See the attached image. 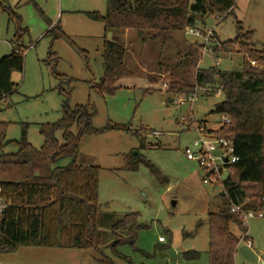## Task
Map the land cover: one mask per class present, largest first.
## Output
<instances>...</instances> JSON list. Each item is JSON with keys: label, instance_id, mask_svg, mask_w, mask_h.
<instances>
[{"label": "rangeland", "instance_id": "374dc122", "mask_svg": "<svg viewBox=\"0 0 264 264\" xmlns=\"http://www.w3.org/2000/svg\"><path fill=\"white\" fill-rule=\"evenodd\" d=\"M105 8L106 0H0V58L18 45L25 55L23 71L12 74L15 91L0 100V121L7 125V139L19 140L25 133L29 142L40 148L44 141L41 124L62 117L65 91L70 93L71 106L88 103L95 106L97 128L109 123L128 125L129 131L85 135L77 163L102 168L99 201L105 210L136 213L135 222L147 227L139 231L135 246L127 243L118 246L128 260L118 257L110 246H102V252L22 246L13 252L0 253V264H208V216L219 209L224 191L218 184L204 183L205 170L188 160L184 150L198 137L195 124H204L208 129L221 126L225 114L218 112L215 105L223 101V95L200 90L194 101L180 102L183 95L172 100L165 92L168 70L160 69L157 61L160 54L163 61L177 60V52L184 51L185 38L192 42L197 37L185 31L176 32L175 41L162 48L160 42L140 41L135 30L110 32L106 38L118 36L125 42V62L136 76L123 79L115 94L99 95L94 86L104 75V24L91 20L84 12L104 14ZM11 12L21 16V28L14 17L10 18ZM225 16H207L203 28H213L220 40H233L239 20L246 31L254 32L255 47L261 49L264 0H237L234 12ZM47 19L59 23L77 47L65 39L46 35L50 29ZM200 25L203 26L201 22ZM51 53L57 55L58 61ZM246 57L242 47L234 43L224 47L222 53L207 51L199 66L216 65L222 71H241ZM250 66L264 68L262 63ZM148 74L156 82H150ZM67 77L74 81L70 83ZM153 131L159 135H153ZM57 137L62 141L61 131ZM6 149L17 150L15 145ZM142 157L160 168L161 179L144 163H140L138 170L126 168L128 159L136 161ZM69 162L66 159L61 164ZM227 175L224 170L222 177ZM232 231L240 237L243 234L236 227ZM248 231L241 247H248L247 240L251 239L253 245L248 248L255 260L243 256L241 248L236 263L264 264V217L250 219ZM160 237L165 241L161 242ZM116 239L109 229L104 245ZM190 251L201 255L185 257Z\"/></svg>", "mask_w": 264, "mask_h": 264}, {"label": "trees", "instance_id": "16d2710c", "mask_svg": "<svg viewBox=\"0 0 264 264\" xmlns=\"http://www.w3.org/2000/svg\"><path fill=\"white\" fill-rule=\"evenodd\" d=\"M236 1L107 0L104 14L84 12L91 20L102 22L105 31L104 75L94 88L99 95H113L121 87L118 86L120 80L136 76L125 62V42L118 36L107 39L108 33L135 30L140 41L160 42L165 48L175 41L176 32H183L187 27L204 30L207 16L232 14ZM13 17L21 28V16L11 12L10 18ZM47 23L50 29L46 35L56 40L65 39L77 47L59 23L53 24L50 19ZM216 39L220 44L215 48L217 53L234 43L242 47L247 56L243 70L222 71L216 65L201 68L204 43L200 38L192 42L185 38L184 51L177 52V60L170 62L169 58H164L163 61L160 54L157 64L160 69L168 70L165 92L172 100L178 95L190 96L196 87L222 86L224 104L217 111L228 115L230 123L215 131V136L233 141L239 161L232 165V174L224 180L226 193H221L219 209L208 216V264H236V255L242 247L240 236L232 228H238L241 233L248 229L232 212L231 205L264 212V68L250 66L252 62L264 64V40L261 49H257L253 42L254 32L246 31L239 20L235 39L223 41L217 35ZM51 57L58 61L55 53H51ZM24 63V49L20 45L0 58V100L15 91L12 74L22 72ZM146 77L156 82L151 74ZM66 79L70 83L74 81ZM63 94L62 117L56 122L41 124L44 141L40 148L34 147L25 133L19 140L7 139V125L0 121V253L13 252L22 246L96 249L99 252L102 246H110L118 257L128 260L118 251V246L125 243L135 246L139 231L147 225L135 222L136 213L105 210L99 201L102 168L78 164L77 158L85 135L129 131L130 128L118 123L97 128L94 125L95 106L91 103L71 106L70 93L63 91ZM59 131L62 141L57 137ZM8 145H15L17 150L7 151ZM66 159L70 162L62 165ZM140 163L149 167L158 179L163 177L160 168L144 157L136 161L128 159L126 168L138 170ZM109 229L117 239L104 245ZM200 255L198 251L184 254L187 258Z\"/></svg>", "mask_w": 264, "mask_h": 264}, {"label": "built area", "instance_id": "2783aa9c", "mask_svg": "<svg viewBox=\"0 0 264 264\" xmlns=\"http://www.w3.org/2000/svg\"><path fill=\"white\" fill-rule=\"evenodd\" d=\"M187 35H192L194 37L200 38L204 43L203 55L207 51L216 53L215 48L220 46L217 42L215 31L213 28H204L200 29L197 27H187L185 30ZM201 54V58L203 57ZM215 63H218V60H215ZM254 63V62H252ZM165 87L167 84L165 83ZM200 90H203L205 93H218L223 95L222 86L216 88L214 85L207 84L205 87L199 88L196 87L195 92L190 96L182 98L180 102L185 101H194ZM230 123V118L228 115L224 116L221 126ZM220 126V127H221ZM219 127V128H220ZM194 128L198 137L193 140V143L187 146L184 150L186 158L190 161H193L196 165L205 170V175L203 178L204 183L209 184H218L222 188V191L226 193L224 187V180L232 174V165L239 161V157L235 154V146L232 140L225 137H216L215 131L218 129H208L204 124H195ZM153 135H159V132L153 131ZM226 170L228 175L222 177V173ZM232 212L236 213L239 218L242 220V225L248 229L250 219L254 217L263 218V211L247 210L243 209L240 205L232 204ZM249 231L241 234L240 242L245 241V234ZM159 240L164 242V237H160ZM248 247L253 245L251 239L247 240ZM237 264V263H236Z\"/></svg>", "mask_w": 264, "mask_h": 264}, {"label": "water", "instance_id": "95a60500", "mask_svg": "<svg viewBox=\"0 0 264 264\" xmlns=\"http://www.w3.org/2000/svg\"><path fill=\"white\" fill-rule=\"evenodd\" d=\"M223 104L224 101H220L216 103L215 109L218 110L221 106H223ZM173 204H175V202H173ZM241 254L248 259L255 260L254 254L251 252V250L248 247H244L243 249H241Z\"/></svg>", "mask_w": 264, "mask_h": 264}, {"label": "crops", "instance_id": "0c3cea01", "mask_svg": "<svg viewBox=\"0 0 264 264\" xmlns=\"http://www.w3.org/2000/svg\"><path fill=\"white\" fill-rule=\"evenodd\" d=\"M106 10H107V0H106V8H105V12H106ZM99 12H101V11H99ZM104 12V13H105ZM59 17L61 18V15L59 14ZM58 24V23H57ZM64 30V29H63ZM64 32H65V30H64ZM125 79H128V78H125ZM123 80V79H122ZM122 80H120L119 82H118V86H122V84H121V81ZM244 247H242V249H243Z\"/></svg>", "mask_w": 264, "mask_h": 264}]
</instances>
